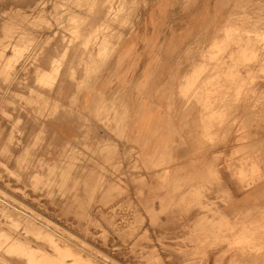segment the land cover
Wrapping results in <instances>:
<instances>
[{
	"label": "rangeland",
	"instance_id": "obj_1",
	"mask_svg": "<svg viewBox=\"0 0 264 264\" xmlns=\"http://www.w3.org/2000/svg\"><path fill=\"white\" fill-rule=\"evenodd\" d=\"M216 3L0 0V264H264V0ZM148 10L158 14L149 18L154 30L135 45L144 43L141 50L120 56L103 45L129 37ZM173 12L196 18L181 50L170 32ZM156 27L159 48L170 50L154 51ZM116 30L119 37L110 36ZM159 58L171 65L164 84L152 78L163 71L155 67ZM142 64L144 86L151 79L161 85L147 100L157 106L153 98L165 94L170 107L165 115L134 114L135 122L164 121L168 129L148 136L102 131L119 112L111 99L86 120L90 136L79 148L48 143L45 120L57 109L50 92L67 83L61 80L77 89L93 83L88 88L100 97L102 83L98 90L95 84L108 67H120L107 72L110 86L116 83L112 95Z\"/></svg>",
	"mask_w": 264,
	"mask_h": 264
},
{
	"label": "crops",
	"instance_id": "obj_2",
	"mask_svg": "<svg viewBox=\"0 0 264 264\" xmlns=\"http://www.w3.org/2000/svg\"><path fill=\"white\" fill-rule=\"evenodd\" d=\"M216 6L220 2V0H216ZM145 13V12H144ZM182 12L176 14V13H169V16L172 17V20L170 21V32H174L178 38L176 39L178 42L175 44L179 45V50L183 49L186 45V30H187V25L188 23L194 24L196 21V18H192L190 16L187 17V15H181ZM143 14V13H142ZM155 14H158V11L156 10H148L147 14L145 16H142L139 22L136 23L134 28H132V32L129 34V37L119 39V43L116 45V47H113L114 44L109 43L111 48L109 46H106V48L110 50H116L122 53V55H126L127 52H132L133 50H141L142 43L139 45L137 48H135V45L138 44L139 39L142 36L145 35H150V33L154 30V24L150 22L149 18H154ZM100 17V16H99ZM156 32L154 34V38H157L158 40L156 41V46L154 47V51H165V50H170V47H160L161 39L163 35L159 32H157V27L155 28ZM197 27L194 28L195 33L197 32ZM118 30L111 32L110 36L117 37L118 34L120 33ZM117 33V34H116ZM112 34V35H111ZM131 35V36H130ZM148 37V36H145ZM129 39V40H128ZM117 40V39H116ZM129 42H128V41ZM107 42H105L106 45ZM108 45V43H107ZM162 47V44H161ZM110 53V52H108ZM110 56V55H109ZM123 57L118 59V61H122ZM104 61L106 62V58H104ZM118 63V62H117ZM148 61H145V64H147ZM163 66V71L159 73L160 68ZM144 67L146 65H141L139 71L141 72L133 74V76L129 77L128 79H122L123 85L118 87L117 91L112 92L113 94L111 95V91L113 88L115 89V84L112 86V78H110L107 74L110 73L112 74L116 72L117 69H120V67H112L109 70V67L105 70V75L103 76L99 82H97L96 87H94V90H98L99 84L102 83L101 86V96L97 97L95 92L88 88L90 85H93V83L89 84L88 86H83L79 89L76 88V86L71 83L69 80H61L64 83L63 85H60L55 87L51 92H50V101L51 105L50 106H56L57 109L55 111L51 112V118L49 117L48 120H45V127L47 128V136H48V143L51 142V144H54L55 146H58V148H66L67 151H70V147H74L75 150L76 148H79L77 145L79 142L88 140V137L90 136V133H88L90 130H87L86 128H83L86 125V120H92L91 118L98 117L99 113L102 114V107L104 104L109 103L111 99H115L117 109L120 112V116L122 121L121 122H116L118 119L117 115L119 112L116 111V114L114 116V120L112 123H109L105 126H101L100 128L102 131H115L119 132L118 135H129L133 131L137 130H146L147 131V136L149 135V132H155V131H165L166 129V124L164 121H159L158 122H144L140 126V123H136V117L134 114H139L141 113L142 115H155V114H162L165 115L170 107L169 99L165 97V94L163 97L156 96L153 99H156L157 97L159 100L156 102L157 106L155 104L152 106L150 101L147 100V98L152 99L151 93H154V91L158 88H160L161 85H150V82L154 79L155 83L161 84V83H166L167 81L165 79V74H168V68L171 67L170 61L167 58H159L158 64L155 65L156 68H158V76L152 77L153 79L148 82L146 86L145 85V77L144 76ZM102 68L98 71L100 72ZM166 70V71H165ZM122 71V70H121ZM144 71V73H143ZM150 74L147 75V79H150ZM141 83L143 84L142 88H144V92L137 94L138 89L141 87ZM126 85V86H124ZM130 89V90H129ZM103 94V96H102ZM127 95V96H125ZM104 97V103L103 101H100L99 99H103ZM127 98V99H126ZM129 98V99H128ZM97 99V100H96ZM126 99V100H125ZM143 100H147L143 102ZM160 106H162V109H160ZM178 109V107H176ZM50 113V112H49ZM128 113L126 116L124 114ZM130 114V119H128V115ZM94 120V119H93ZM148 120V117H147ZM92 122V121H91ZM96 125V123H94ZM129 132V133H128ZM138 132V131H137ZM137 134V133H136ZM112 135V134H110ZM144 135V134H142ZM116 136V135H115ZM133 136V135H132ZM135 136V135H134ZM137 137V136H136ZM138 139H140L138 137ZM74 144V145H73ZM90 147V144H89ZM73 149V148H72ZM74 151V149H73ZM147 156H152L151 154H148ZM90 157V156H89ZM153 158V156H152ZM152 158L150 160H152ZM170 159V158H169ZM149 160V161H150ZM153 159L152 161H154ZM50 161L48 160V163ZM85 177V176H84ZM86 178L91 179L95 178L93 175H88ZM85 188V187H83ZM150 188L148 187L146 190V194L150 193ZM137 190L132 191V194L136 193ZM129 194V193H128Z\"/></svg>",
	"mask_w": 264,
	"mask_h": 264
},
{
	"label": "bare ground",
	"instance_id": "obj_3",
	"mask_svg": "<svg viewBox=\"0 0 264 264\" xmlns=\"http://www.w3.org/2000/svg\"><path fill=\"white\" fill-rule=\"evenodd\" d=\"M42 1H43V0H42ZM50 1H51V0H50ZM82 1H83V0H82ZM89 1H90V0H89ZM93 1H94V0H93ZM73 2H74V1H73ZM86 2H88V1H86ZM75 3H76V2H75ZM54 4H55V3H54ZM73 4H74V3H73ZM178 4H179V3H178ZM71 5H72V4H71ZM81 8H82V7H81ZM91 9H92V8H91ZM132 9H133V8H132ZM82 10H83V9H82ZM54 11H55V10H54ZM131 11H132V10H131ZM82 12H84V11H82ZM53 13H54V12H53ZM53 13H52V14H53ZM115 13H116V12H115ZM38 15H39V14H38ZM43 15H44V14H43ZM84 15H85V13H84ZM119 15H120V14H119ZM119 15H118V16H119ZM70 17H71V16H70ZM80 17H81V16H80ZM110 17H111V16H110ZM130 17H131V15H130ZM241 17H243V16H241ZM47 18H48V17H47ZM112 18H113V17H112ZM247 18H248V17H247ZM43 19H44V18H43ZM86 19H87V18H86ZM137 19H138V18H137ZM77 20H78V19H76V21H77ZM80 20H81V19H80ZM23 21H24V20H23ZM65 21H66V20H65ZM78 21H79V20H78ZM115 21H117V20H115ZM21 22H22V21H21ZM41 22H42V21H41ZM80 22H82V21H80ZM124 22H125V21H124ZM19 23H20V22H19ZM35 23H36V22H35ZM42 23H43V22H42ZM45 23H46V21H45ZM105 23H106V22H105ZM115 23H116V22H115ZM130 23H131V22H130ZM133 23H134V22H133ZM108 25H109V24H108ZM124 25H125V24H124ZM12 26H13V25H12ZM38 26H39V25H38ZM79 26H80V25H79ZM24 27H25V26H24ZM123 27H124V26H123ZM75 28H76V26H75ZM18 29H19V28H18ZM25 29H27V31L29 30L28 28H25ZM39 29H40V28H39ZM125 29H126V28H125ZM22 30H23V29H22ZM119 30H120V29H119ZM119 30H118V31H119ZM27 31H26V33H27ZM40 31H41V30H40ZM118 31H117V32H118ZM13 32H14V31H13ZM16 32H18V31H16ZM23 32H25V31H23ZM28 32H29V31H28ZM119 32H120V31H119ZM28 34H29V33H28ZM36 34H37V33H36ZM38 34H39V33H38ZM108 34H109V33H108ZM116 34H117V33H116ZM226 34H227V33H226ZM21 35H22V34H21ZM111 35H112V34H111ZM19 36H20V35H19ZM30 36H31V35H30ZM74 36H75V34H74ZM104 36H105V35H104ZM102 37H103V36H102ZM118 37H119V36H118ZM23 38H24V37H23ZM23 38H22V39H23ZM25 38H26V37H25ZM39 38H40V37H39ZM50 38H51V36H50ZM110 38H111V37H110ZM15 39H16V38H15ZM22 39H21V40H22ZM75 39H76V38H75ZM115 39H116V38H115ZM29 40H31V39H29ZM48 40H49V39H48ZM108 40H109V39H108ZM113 40H114V39H113ZM3 41H4V40H3ZM100 41H101V40H100ZM103 41H104V40H103ZM234 41H235V40H234ZM8 42H9V41H8ZM20 42H21V41H20ZM32 42H33V41H32ZM69 42H71V41H69ZM73 42H74V41H73ZM117 42H118V41H117ZM117 42H116V43H117ZM14 43H15V42H14ZM25 43H26V42H25ZM99 43H100V42H99ZM99 43H98V44H99ZM23 44H24V43H23ZM98 44H97V45H98ZM104 44H105V43H104ZM16 45H17V44H16ZM33 45H34V44H33ZM99 45H100V44H99ZM111 45H112V44H111ZM116 45H117V44H116ZM13 46H14V45H13ZM37 46H38V45H37ZM69 46H70V45H69ZM106 46H109L110 48L112 47V46H110L109 44H108V45L106 44L105 47H106ZM17 47H18V46H17ZM23 47H24V46H23ZM98 47H99V46H98ZM109 47H108V48H109ZM113 47H114V46H113ZM7 48H8V47H7ZM20 48H22V47L20 46ZM101 49H102V48H101ZM111 49H112V48H111ZM28 50H29V49H28ZM31 50H32V49H31ZM34 50H35V49H34ZM38 50H39V49H38ZM99 50H100V49H99ZM3 52H5V51H3ZM0 53H1V52H0ZM32 53H33V52H32ZM35 54H36V53H35ZM208 54H209V53H208ZM0 55H1V54H0ZM4 55H5V54H4ZM203 55H206V53L203 54ZM32 56H33V55H32ZM34 56H35V55H34ZM245 56H246V55H245ZM0 57H1V56H0ZM14 57H15V55H14ZM60 57H61V55H60ZM246 57H247V56H246ZM2 59H3V58H2ZM9 61H10V60H9ZM62 62H63V61H62ZM4 64H5V63H4ZM59 64H60V63H59ZM209 64H210V63H209ZM214 64H215V63H214ZM214 64H213V65H214ZM7 65H8V64H7ZM56 66H58V65H56ZM4 67H5V66H4ZM28 67H29V66H28ZM59 67H60V66H59ZM1 68H2V67H1ZM229 68H230V67H229ZM23 71H24V70H23ZM209 71H210V70H209ZM225 71H226V70H225ZM26 72H27V71H26ZM45 73H46V72H45ZM50 73H51V72H50ZM52 73H53V72H52ZM212 73H213V72H212ZM216 73H217V72H216ZM197 74H198V73H197ZM42 75H43V74H42ZM200 75H201V74H200ZM208 75H209V74H208ZM216 75H217V74H216ZM10 77H11V76H10ZM192 77H193V76H192ZM194 77H195V76H194ZM208 77H210V76H208ZM212 77H213V76H212ZM41 78H42V77H41ZM50 78H51V77H50ZM206 79H210V78H206ZM206 79H205V80H206ZM189 80H190V79H189ZM41 81H42V80H41ZM207 83H208V82H207ZM225 87H226V86H225ZM129 90H130V89H129ZM125 96H127V95H125ZM45 97H46V96H45ZM252 98H253V97H252ZM252 98H251V99H252ZM46 99H47V98H46ZM115 99H116V98H115ZM126 99H127V98H126ZM126 99H125V100H126ZM128 99H129V98H128ZM48 100H49V99H48ZM114 101H115V100H114ZM254 102H256V101H254ZM254 102H253V103H254ZM0 104H1V103H0ZM249 104H250V103H249ZM223 105H224V104H223ZM252 105H253V104H252ZM221 106H222V105H221ZM233 109H234V108H233ZM232 111H233V110H232ZM214 112H215V111H214ZM230 114H231V113H230ZM42 115H43V114H42ZM254 116H255V114H254ZM254 116H253V117H254ZM244 117H245V116H244ZM245 118H246V117H245ZM225 120H226V119H225ZM215 124H217V123H215ZM248 124H249V123H248ZM232 125H233V124H232ZM248 126H249V125H248ZM228 127H230V125H229ZM228 127L226 126V128H228ZM91 129H92V128H91ZM228 131H229V130H228ZM223 132H224V131H223ZM118 133H119V132H118ZM118 133H117V134H118ZM227 133H228V132H227ZM105 135H106V134H105ZM217 135H218V134H217ZM107 136H109V135H107ZM116 137H117V136H116ZM114 138H115V137H114ZM261 141H263V140H261ZM114 142H115V141H114ZM259 143H260V142H259ZM262 143H264V142H262ZM262 143H261V144H262ZM123 144H124V143H123ZM246 144H247V143H246ZM73 145H74V144H73ZM249 145H251V144H249ZM254 146H255V145H254ZM249 147H250V146H249ZM116 148H117V147H116ZM87 150H88V149H87ZM241 150H242V149H241ZM250 154H251V153H250ZM72 155H73V154H72ZM238 157H239V156H238ZM104 158H105V157H104ZM251 158H252V157H251ZM224 159H225V158H224ZM248 159H249V158H248ZM245 160H246V159H245ZM259 161H260V160H259ZM111 162H112V161H111ZM247 163H248V162H247ZM238 164H239V163H238ZM257 168H258V167H257ZM251 170H252V169H251ZM252 172H253V171H252ZM256 173H257V172H256ZM243 175H244V174H243ZM253 175H254V174H253ZM251 177H252V176H251ZM254 178H255V177H254ZM261 178H262V177H261ZM247 180H248V179H247ZM255 182H256V181H255ZM235 189H236V188H235ZM0 190H4V189H0ZM4 192H5V190H4ZM6 193H7V192H6ZM8 194H9V193H8ZM4 195H5V193H4ZM2 196H3V195H2ZM4 197H5V196H4ZM10 197H13L12 194L10 195ZM14 200H15V198H14ZM16 200H17V199H16ZM19 201H21V200H19ZM17 203H19V202H17ZM21 203H23V202H21ZM24 204H25V203H24ZM39 204H40V203H39ZM22 205H23V204H22ZM40 205H41V204H40ZM7 206H8V205H7ZM13 206H14V205H13ZM19 206H21V205H19ZM26 206H27V205H26ZM15 207H17V206H15ZM26 208H27V207H26ZM30 208H31V207H30ZM30 208H29V209H30ZM16 209H17V208H16ZM32 209H33V208H32ZM23 211H24V210H23ZM0 213H1V212H0ZM7 213H8V212H7ZM13 213H14V211H13ZM25 213H26V212H25ZM28 213H29V212H28ZM11 214H12V213H11ZM61 214H62V213H61ZM17 215H18V214H17ZM17 215L14 216V218H13V222H14L15 217H17ZM30 215H31V214H30ZM11 216H13V215H11ZM22 216H24V215H22ZM35 216H36V214H35ZM35 216H33V217H35ZM43 216H44V215H43ZM18 217H19V215H18ZM41 217H42V216H41ZM11 218H12V217H11ZM17 219H18V218H17ZM19 219H20V217H19ZM26 219H27V218H26ZM35 219H36V218H35ZM37 219H38V218H37ZM48 219H49V218H48ZM10 220H12V219H10ZM20 220H21V219H20ZM20 220H19V222H20ZM49 220H51V219H49ZM0 221H1V220H0ZM15 221H16L17 224L19 223L18 220L15 219ZM25 221H26V220H25ZM34 221H35V220H34ZM22 222H24V221H22ZM27 222H28V221H27ZM29 222H30V221H29ZM29 222H28V223H29ZM31 222H32V221H31ZM44 222H45V220H44ZM3 223H4V222H3ZM20 223H21V222H20ZM50 223H53V222H50ZM11 224H12V223H11ZM11 224H9V225L11 226ZM14 224H15V223H14ZM32 224H34V222H33ZM9 225H8V226H9ZM19 225H20V224H19ZM13 226H14V225H13ZM13 226H11V227H13ZM15 226H16V225H15ZM24 226H25V225H24ZM24 226H23V227H24ZM34 226H36V225H34ZM39 226H40V225H39ZM41 226H42V225H41ZM41 226H40V227H41ZM49 226H50V225H49ZM54 226H55V225H54ZM4 227H5V226H4ZM42 227H43V226H42ZM52 227H53V226H52ZM60 227H61V226H60ZM14 228H15V227H14ZM16 228H17V227H16ZM30 228H31V227H30ZM33 228H34V227H33ZM33 228H32V229H33ZM44 228H45V227H44ZM1 229H2V228H1ZM3 229H4V228H3ZM3 229H2V230H3ZM17 229L20 230L19 227H18ZM25 229H26V231H28V227H27V226H25ZM32 229H29L28 232H33V231H35V229H33V231H31ZM52 229H53V228H52ZM4 230H6V229H4ZM13 230H14V229H13ZM6 231H7V230H6ZM16 231H17V230H16ZM51 231H52V230H51ZM55 231H56V230H55ZM3 232L5 233V231H3ZM3 232H2V234H3ZM10 232H11V231H10ZM35 232H36V231H35ZM35 232H34V233H35ZM38 232H39V231H38ZM38 232L36 233V237L39 236V235H38ZM52 232H53V231H52ZM127 232H128V231H127ZM39 234H41V233H39ZM44 234H46V235L48 234V233H46V230H45V233H42V235H44ZM65 234H66V233H65ZM4 235H5V234H4ZM9 235H10V234H9ZM23 235L26 236V234H23ZM33 235H34V234H33ZM42 235H40V236L42 237ZM52 235H53V233H52ZM52 235H49V234H48V236H50V238H51ZM0 236H1V232H0ZM5 236H8V233H7V235H5ZM5 236H4V238H5ZM40 236H39V237H40ZM73 236H74V235H73ZM2 237H3V236H2ZM2 237H1V238H2ZM11 237H12V236H11ZM39 237H38V238H39ZM44 237H45V236H44ZM44 237H43V238H44ZM52 237H53V236H52ZM57 237H58V236H57ZM68 237H69V236H68ZM129 237H130V236H129ZM8 238H9V237H7V242L10 240V239L8 240ZM19 238H21V237L16 238L18 242H19V240H18ZM55 238H56V237H55ZM11 239H12V238H11ZM14 239H15V238H14ZM28 239H29V237H27V240H28ZM40 239H42V238H40ZM45 239H46V241H47V237H46ZM45 239H44V241H45ZM58 239H59V238H58ZM58 239H56V240L58 241ZM63 239H65V238H63ZM63 239H62V240H63ZM67 239H68V238H67ZM70 239H71V238H70ZM1 240L4 241L5 239L3 240V238H2ZM1 240H0V241H1ZM20 240H21V239H20ZM27 240H25V241L27 242ZM48 240L53 241V240H51V239H49V238H48ZM56 240H55V241H56ZM17 241H16V242H17ZM22 241H24V240L22 239ZM28 241H30V240H28ZM35 241H36V240H35ZM38 241H39V240H38ZM70 241H71V240H70ZM72 241H73V240H72ZM13 242H15V241L13 240ZM26 242H24V245H25ZM31 242H32V241H31ZM33 242H34V241H33ZM40 242H41V241H40ZM40 242H39V243H40ZM59 242H60V240H59ZM66 242H67V241H66ZM1 243H2V242H1ZM11 243H12V242H11ZM20 243H23V242H20ZM20 243H19V244L17 243V244L20 245ZM45 243H46V242H45ZM49 243H50V242H49ZM60 243H61V242H60ZM62 243H63V242H62ZM68 243H69V241H68ZM7 244H8V243H7ZM13 244H14V243H13ZM13 244H11V246H12ZM30 244H31V243H30ZM30 244L28 243L27 245H29V246L31 247ZM41 244H42V243H41ZM0 245H1V244H0ZM18 245H16V246L18 247ZM61 245H62V244H61ZM64 245H65V243H64ZM73 245H76V244H73ZM80 245H81V244H80ZM7 246H8V245H7ZM11 246H8V247H11ZM14 246H15V244L12 246V248H15ZM29 246H28V248H29ZM57 246H58V245H57ZM71 246H72V244H71ZM2 247H3V245H2ZM8 247H7V248H8ZM21 247H22V245H21ZM21 247H20V248H21ZM25 247H26V245H25ZM40 247H41V246H40ZM61 247H63V246H61ZM64 247H67V246L65 245ZM74 247H75V246H74ZM7 248H5V249H7ZM26 248H27V247H26ZM28 248H27V249H28ZM35 248H36V247H35ZM35 248H34V249H35ZM51 248H52V247H51ZM83 248H84V247H83ZM0 249H1V248H0ZM9 249H10V248H9ZM18 249H19V247H18ZM24 249H25V248H24V246H23V250H24ZM27 249H26V250H27ZM40 249H41V248H40ZM40 249L36 248V251H37V250H40ZM44 249H45V248H42V250H44ZM57 249H59V248H57ZM61 249H62V248H61ZM65 249H66V248H65ZM26 250H25V251H26ZM42 250H40V251H42ZM45 250H46V249H45ZM48 250H49V249H48ZM53 250H55V249L53 248ZM68 250H70V249H68ZM74 250H75V249H74ZM81 250H82V249H81ZM85 250H86V249H85ZM11 251H12V250H11ZM15 251H16V250H15ZM19 251H20V250H19ZM19 251H16V252L19 253ZM36 251H35V252H36ZM60 251H61V250H60ZM62 251H63V250H62ZM13 252H14V251H13ZM13 252H11V253H13ZM16 252H15V253H16ZM29 252H32V251L30 250ZM38 252H39V251H38ZM58 252H59V251H58ZM58 252H56V253H58ZM85 252H86V251H85ZM85 252H84V253H85ZM8 253H9V252H8ZM18 253H16V254H18ZM20 253H22V254H20V255H24V254H23L24 252L21 251ZM26 253H27V251H26ZM42 253H44V251H43ZM42 253H40V254H42ZM46 253H47V252H46ZM60 253H61V252H60ZM72 253H73V250H72ZM77 253H78V252H77ZM91 253H92V252H91ZM9 254H10V253H9ZM36 254H37V253H36ZM36 254L34 253L35 257H37V255H38V254H37V255H36ZM48 254H49V253H47V255H48ZM52 254H53V253H52ZM54 254H55V253H54ZM62 254H64V253H62ZM69 254H70V253H69ZM74 254H75V252H74ZM25 255H27V254H25ZM25 255H24V256H25ZM34 255L32 254L31 256L33 257ZM42 255H43V254H42ZM44 255H45V253H44ZM49 255H51V253H50ZM55 255H56V254H55ZM70 255H71V254H70ZM239 255H240V254H239ZM39 256H41V255H39ZM77 256H78V255H77ZM27 257L29 258V254H28ZM32 257H31V258H32ZM46 257H47V256H46ZM48 257H49V256H48ZM54 257H55V256H53V258H54ZM56 257L60 258L59 256H56ZM61 257H62V255H61ZM72 257H74V255H72ZM80 257L82 258V256H80ZM88 257H89V256H88ZM9 258H10V257H9ZM31 258H29V261L31 260ZM37 258H38V257H37ZM42 258H43V256H42ZM44 258H45V257H44ZM44 258H43V260H44ZM90 258H91V257H90ZM33 259L36 260L35 258H33ZM55 259H56V258H55ZM67 259H69V257H67ZM74 259H75V258H74ZM77 259H78V258H77ZM79 259H80V258H79ZM93 259H94V257H93ZM1 260H2V259H1ZM7 260H8V259H7ZM27 260H28V259H27ZM40 260H41V259H40ZM40 260H39V258H38L37 261H35L34 263H37V264H38V262H41V261H42V260H41V261H40ZM45 260H46V258H45ZM47 260H48V259H47ZM81 260L83 261V259H80V261H81ZM108 260H109V259H108ZM4 261H5V260H4ZM10 261H11V260H10ZM31 261H32V260H31ZM31 261H30V262H31ZM55 261H56V260H55ZM62 261H63V260H62ZM64 261H65V259H64ZM64 261H63V262H64ZM71 261H72V260H71ZM80 261H79V262H80ZM82 261H81V262H82ZM84 261H85V260H84ZM0 262H1V261H0ZM45 262H46V261H45ZM45 262H44V263H45ZM47 262H49V261H47ZM47 262H46V263H47ZM56 262H57V261H56ZM63 262L59 261L58 263H59V264H63ZM92 262H93V261H92ZM5 263H6V262H5ZM7 263L10 264V262H7ZM51 263H52V262H51ZM53 263H54V262H53ZM53 263H52V264H53ZM58 263H57V264H58ZM64 263H66V262H64ZM67 263H68V262H67ZM72 263H73V262H72ZM75 263H77V262H75ZM82 263H83V262H82ZM161 263H162V262H161ZM17 264H18V263H17ZM30 264H31V263H30ZM41 264H42V263H41ZM49 264H50V263H49ZM70 264H71V263H70ZM78 264H80V263H78ZM83 264H84V263H83ZM85 264H86V263H85ZM88 264H90V263H88ZM117 264H118V263H117Z\"/></svg>",
	"mask_w": 264,
	"mask_h": 264
}]
</instances>
